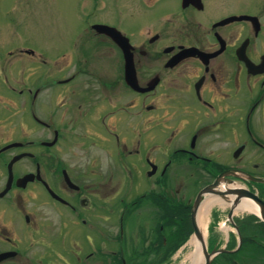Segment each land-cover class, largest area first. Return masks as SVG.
Returning <instances> with one entry per match:
<instances>
[{
    "label": "flooded vegetation",
    "instance_id": "1",
    "mask_svg": "<svg viewBox=\"0 0 264 264\" xmlns=\"http://www.w3.org/2000/svg\"><path fill=\"white\" fill-rule=\"evenodd\" d=\"M118 1L0 52V264H175L217 181L212 264H264V0Z\"/></svg>",
    "mask_w": 264,
    "mask_h": 264
},
{
    "label": "rangeland",
    "instance_id": "2",
    "mask_svg": "<svg viewBox=\"0 0 264 264\" xmlns=\"http://www.w3.org/2000/svg\"><path fill=\"white\" fill-rule=\"evenodd\" d=\"M107 1L119 3L118 0H0V52L29 46L39 51L49 65H54L52 61L59 53L62 37L85 25L89 15L92 20L101 17L102 12L92 13V5L102 9V3ZM114 13L119 16V11ZM193 252L189 248L179 251L175 264H191L188 258Z\"/></svg>",
    "mask_w": 264,
    "mask_h": 264
},
{
    "label": "bare ground",
    "instance_id": "3",
    "mask_svg": "<svg viewBox=\"0 0 264 264\" xmlns=\"http://www.w3.org/2000/svg\"><path fill=\"white\" fill-rule=\"evenodd\" d=\"M219 200L214 198V197H207L201 212H200V217H199V224L201 227H205V221H206V216L209 214L210 210L217 204H219ZM239 211L241 212H254L255 208L254 206L249 202V201H244L240 207H239ZM192 245L196 248L195 253H193L192 255L189 256L188 259L191 260V264H204V256H203V252H202V246L201 243L196 240L193 239L192 241Z\"/></svg>",
    "mask_w": 264,
    "mask_h": 264
},
{
    "label": "water",
    "instance_id": "4",
    "mask_svg": "<svg viewBox=\"0 0 264 264\" xmlns=\"http://www.w3.org/2000/svg\"><path fill=\"white\" fill-rule=\"evenodd\" d=\"M257 181H261V180H257ZM208 191H211V189H208ZM239 195H240V197H242V196H249V194L245 190H239ZM250 196L252 198H254V199H257V197H254L253 195H250ZM199 199H201V197H199ZM199 201L200 200H198V202ZM198 202L195 205V209L197 208ZM260 206H261L260 207L261 216L264 219V206L263 205H260ZM194 225H195V229H196V234L195 235L200 240V242H202V244H203V236H202V233L200 232V230H199V228H198V226H197V224H196L195 221H194ZM203 252H204V256L206 258V264H212V258H213V255L214 254H208L205 244L203 245Z\"/></svg>",
    "mask_w": 264,
    "mask_h": 264
}]
</instances>
